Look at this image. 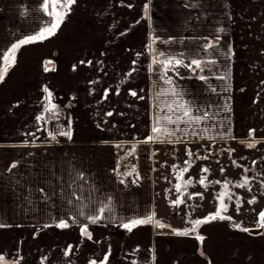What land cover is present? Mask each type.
<instances>
[{"label":"crops","instance_id":"1","mask_svg":"<svg viewBox=\"0 0 264 264\" xmlns=\"http://www.w3.org/2000/svg\"><path fill=\"white\" fill-rule=\"evenodd\" d=\"M42 2L0 0V67L12 44L36 34L50 20ZM236 3L75 0L55 35L19 48L14 66L0 82V224L5 225L0 227V254L8 264H101L105 255L106 264H264V228L253 237L229 231L223 223L203 225L200 233L210 232L201 245L204 259L197 253V241L172 234L168 216L157 215L155 203L156 179L164 193L165 178H172L162 166L174 148L241 142L250 130H255L252 136L264 134V128L250 123V115H243L239 90L245 86L237 68L247 57L242 42L249 35L237 30L240 20L247 21L240 12L245 5ZM236 16L241 19L235 21ZM253 36L256 40L261 35ZM209 41L211 49L205 47ZM154 55L183 64L202 61L203 72L184 67L172 78L183 101L208 114L206 121L189 127V134L172 137L180 142L143 143L151 135L157 106L173 99L160 66H151ZM45 88L55 112L66 111L61 132L70 128L71 139L61 132L55 139L49 136L46 124L52 113L45 111L50 107ZM158 90L163 92L159 100ZM192 127L198 135L191 134ZM133 147L134 154L128 155ZM12 164L16 167L8 171ZM133 167L135 172L125 177ZM73 190L83 199L70 197ZM109 202L112 212L89 223L86 217ZM81 205H86L83 215ZM152 212L166 227L145 224L128 231L122 226ZM61 219L70 226L44 227ZM85 224L91 239L81 234Z\"/></svg>","mask_w":264,"mask_h":264},{"label":"rangeland","instance_id":"2","mask_svg":"<svg viewBox=\"0 0 264 264\" xmlns=\"http://www.w3.org/2000/svg\"><path fill=\"white\" fill-rule=\"evenodd\" d=\"M236 6L243 3L245 7H241L240 12L244 15L246 23L238 20L237 30L244 31L245 35H249L248 40H244L242 43L245 44L246 55L240 62L241 65L238 66V72L241 74L242 87L239 92H241L242 106L245 107L244 117H252L250 123L258 127L260 130L264 128V55L261 56L260 49L264 45V0H239L238 4L236 0ZM233 5V15H237L239 9L237 10ZM241 22V23H240ZM247 26V27H245ZM254 34L261 35L260 39H252L251 35ZM254 37V36H253ZM263 48V47H262ZM184 67L179 66L175 69L176 75L172 70L167 73L168 77L175 78L183 71ZM249 120L245 119V125L249 126ZM243 142H232L228 144H192V145H181L174 148L169 152V161L164 164L163 169L170 172L172 178L175 179L176 183L172 182V178L169 176L165 178L166 189L165 192H161V182L156 179V211L157 215L163 214L167 217L168 226L173 229L183 230L185 228H191L192 224L189 221H194L197 219H203L208 216L209 213H214L219 207V200L216 199L218 193L223 190L222 184L224 181L229 182L228 192L233 195V200L228 201L227 196L224 198L225 203L229 205V210L224 213L227 216L232 217L235 223L241 224L244 228H259L257 219L258 214L264 210V134H257L255 136L245 137ZM251 140V141H250ZM256 142V146L253 148L247 147L248 143ZM186 150H191L193 156L191 157L190 166L185 164V161L189 160L186 155ZM234 150V151H229ZM210 154V155H209ZM208 156V159H198L197 157ZM235 161V163H233ZM176 167V172L173 171V167ZM188 167L189 170L184 173L182 179L177 180L176 176L179 171ZM207 167L208 172L202 173L201 169ZM221 168L224 169L221 173ZM248 169L247 172L244 170ZM201 175L206 176L207 180L205 183L207 187L199 183ZM247 177L250 181L248 188H239L234 185L241 183L243 178ZM191 179L192 184L186 189L184 187V181ZM214 181H221V184L212 183ZM181 184V192L185 194L180 197L183 199L184 203L179 206H172V201L176 200L180 196L175 190L174 185ZM174 189L176 194H172L170 189ZM202 194L201 196H194V198L189 199V195ZM239 196L242 198V207L239 214L235 210V197ZM256 198V203L248 204L247 201ZM163 205L165 207H163ZM164 210V212H163ZM213 222L223 223L224 227H227L229 231H237L242 234L248 235L246 232L239 231L231 226V222L228 220L220 221L215 220ZM177 223V224H176ZM198 228V233L203 235L207 240L210 232L200 233ZM196 233H190L189 238L197 241L194 236ZM197 253L201 258L206 259L205 253L201 255V244L199 241ZM235 264H239L236 260Z\"/></svg>","mask_w":264,"mask_h":264},{"label":"snow or ice","instance_id":"3","mask_svg":"<svg viewBox=\"0 0 264 264\" xmlns=\"http://www.w3.org/2000/svg\"><path fill=\"white\" fill-rule=\"evenodd\" d=\"M150 2V0H149ZM75 3V0H43L42 2V10L43 12L50 17V20L48 22L45 23V25L43 27H41L39 29V31L31 36H28L25 39L19 40L17 43L12 44L11 48L8 49L7 51H5L3 53V66L0 67V82H3L4 77L6 76L7 72L9 71L10 67L14 66L15 64V59H16V52L19 50V48L22 45L25 44H30V43H35V42H42L45 39H48L50 36H53L56 34V31L59 29L61 23L63 22L65 16L67 15V13L70 11L71 9V5ZM51 8V10H49ZM144 11L145 13H147L148 11V5L145 4L144 5ZM153 43H155V38H153ZM147 47L149 49H152V44L147 45ZM206 48L211 49L214 47V45L209 41L208 43H206L205 45ZM160 57L164 56V53H159L158 54ZM212 63H214V61H211ZM50 63V62H47ZM80 63H84V61H81ZM91 63V62H88ZM202 61L200 59H192L188 64H183V61L180 59H169V58H165V59H158L156 55L153 56L152 62H151V66L155 67L157 65L160 66V68L162 69L161 71V79L164 81L165 84H168L170 86L173 85V80L171 77L167 76V73L169 70H172L176 75H178L177 72H175V69L179 66H183L188 68L190 71L195 72L196 69H199L201 72L204 71V68L201 67ZM50 69H48L47 67H45V71H49ZM74 70H75V66H74ZM130 74V73H129ZM201 80L205 79V77L203 75H201L199 77ZM223 78V77H222ZM44 91L46 93H48V96L46 97V99L49 100V105L50 107H46L45 111L46 112H51L52 113V118H58L57 113L55 112L56 109V105L51 104V93L48 92V89L45 88ZM158 96H157V100H159V96L163 95V92H160L158 90ZM167 93L169 95H171L173 97V99L171 100V102H167L164 101L163 102V106H157V115L154 119V122L152 124L151 127V135H149L144 141L143 143H149V142H158V143H174V142H180L181 138L177 137V139L174 141L172 139V137L176 136L177 133H184L185 135L189 134L188 129L189 127L193 126V125H199L202 122L206 121L208 119V114L202 113L200 114V110L199 109H194L192 107L191 104H189L186 101H183V99L180 97V94L178 92H176L174 86L169 87V89H167ZM133 96L136 95L135 92L131 93ZM141 99H143V97H141ZM162 113V115H161ZM112 113H108L107 115H111ZM37 120H44L43 116H38ZM169 125H172L174 127H169ZM181 125H185L186 127H181ZM206 130V129H204ZM255 130H250L249 131V137H251L253 135ZM60 134L62 135H66L69 139H71V130L69 128V130L67 132H61ZM192 135H198L196 129L194 127H192V131H191ZM227 135H231V132L229 131L227 133ZM49 136L52 139H55V135L53 133H49ZM202 138V137H201ZM242 143H244L242 141ZM256 146V142H252V143H248L247 147L249 148H253ZM117 147H119V145H117ZM234 151V150H229ZM135 152V148L133 147V149L128 153V155H133ZM186 155L189 157V160L185 161L186 165L190 166L191 163V157L193 156V153L191 152V150H186ZM210 155V154H209ZM198 159H208V156H203V157H197ZM235 163V161L233 162ZM16 164H12L11 167L8 169V171H11V168H15ZM189 170L188 167H184L182 168L179 173L176 176L177 180L182 179L184 173H186ZM173 171L176 172V167H173ZM209 169L207 167L202 168L201 172L202 173H206L208 172ZM224 169L221 168V173H223ZM245 172L248 171V169L244 170ZM135 172V168L133 167L131 169V171L124 173L123 175L129 176L132 175ZM118 175H120V173H117ZM79 179H83V176L81 175L79 177ZM139 179V176L137 174L136 179H134L132 182L135 184L136 181ZM207 180L206 176L201 175L200 179H199V183L201 185H203L205 188L207 187V184L205 183V181ZM120 183H125V180H120ZM212 183H216V184H221V181H214ZM250 181L248 180L247 177L243 178V181L241 183H238L236 185H234L235 187H239V188H248V191H251V188L248 187ZM192 184V180L189 179L187 181H184V187L185 189ZM228 186H229V182L228 181H224L222 184L223 190L217 194L216 199L219 200V207L217 208V210L214 213H209L208 216L204 217L203 219H197L194 221H189L192 224V227L189 228H185L183 230L180 229H172V234L174 235H182V236H188L190 235V233H196V235L194 236V238L200 242V244L202 245L205 237L203 235H200L198 233V228L205 224V223H210L212 221L215 220H220V221H224V220H228L231 222V226L239 231H243V232H248L249 234H251L252 230L248 229V228H244L241 226V224L239 223H235L232 220V217L225 215L224 213H227L229 210V205L225 203L224 198L227 196V199L229 202H231L233 200V195L228 192ZM71 187V184H70ZM175 190L180 193V196L177 197L176 200L172 201V206H179L180 204L184 203L183 199H181L180 197H182L185 193L181 192V184L177 183L174 185ZM262 187H264V185H262ZM40 193L44 194V198L48 199L47 194L44 193L43 189H39L38 190ZM70 197H75L77 200H82L83 196L82 195H77V193L73 190L70 194ZM194 196H201L202 194L197 193V194H193V195H189V199L194 198ZM69 204L72 203V199L69 198L68 200ZM248 204H254L256 203V198L253 197L252 199H249L247 201ZM242 198L239 196L235 197V210L237 212V214H239L240 209L242 207ZM81 215H83V207H86V205H81ZM105 211H108L109 213L112 212V208L110 206V202L109 204H102L99 208L98 211L90 216H87L86 219L88 220L89 223L95 224L97 223L99 220L104 218V213ZM73 222L75 223V220H73ZM257 223L258 226L260 228H264V210H262L259 214H258V219H257ZM145 224H154L155 227L158 228H164L166 227V225H164L161 221L156 220L155 219V213H149L147 214L144 218H140V219H131L126 223H123L122 226L127 229L128 231H132V229L134 227L140 226V225H145ZM5 225L0 224V227H4ZM50 226H55L58 228H68L70 225L67 222V220L65 219H61L58 223H54L51 225H44V227H50ZM81 234L82 235H86L88 239H91V233L88 232L87 230V224L82 225L81 226ZM71 251V249H68L65 251V255H68L69 252ZM203 251H201V255H203ZM107 261V255H105L104 259L101 261V264H106ZM0 264H8L4 254H0ZM12 264H18V261H13ZM91 264H96L95 261H92ZM133 264H135V262H133ZM210 264V262H209Z\"/></svg>","mask_w":264,"mask_h":264},{"label":"built area","instance_id":"4","mask_svg":"<svg viewBox=\"0 0 264 264\" xmlns=\"http://www.w3.org/2000/svg\"><path fill=\"white\" fill-rule=\"evenodd\" d=\"M58 115V118H52V114L49 115L47 119V132L57 134L65 129V121H66V111L60 110L56 112Z\"/></svg>","mask_w":264,"mask_h":264},{"label":"water","instance_id":"5","mask_svg":"<svg viewBox=\"0 0 264 264\" xmlns=\"http://www.w3.org/2000/svg\"><path fill=\"white\" fill-rule=\"evenodd\" d=\"M251 230H252L251 234H249L248 232H246V233L250 236H253V237H257V236L261 235L263 232V228H260V227L259 228H251Z\"/></svg>","mask_w":264,"mask_h":264},{"label":"trees","instance_id":"6","mask_svg":"<svg viewBox=\"0 0 264 264\" xmlns=\"http://www.w3.org/2000/svg\"><path fill=\"white\" fill-rule=\"evenodd\" d=\"M161 71H162V69H161Z\"/></svg>","mask_w":264,"mask_h":264}]
</instances>
